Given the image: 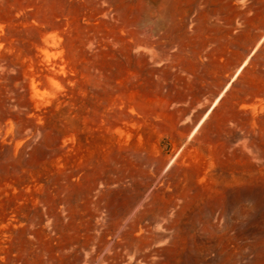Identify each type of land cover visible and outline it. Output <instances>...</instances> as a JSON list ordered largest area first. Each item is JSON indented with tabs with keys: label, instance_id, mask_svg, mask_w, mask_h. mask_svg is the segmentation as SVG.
<instances>
[{
	"label": "rangeland",
	"instance_id": "374dc122",
	"mask_svg": "<svg viewBox=\"0 0 264 264\" xmlns=\"http://www.w3.org/2000/svg\"><path fill=\"white\" fill-rule=\"evenodd\" d=\"M0 264H264V0H0Z\"/></svg>",
	"mask_w": 264,
	"mask_h": 264
}]
</instances>
